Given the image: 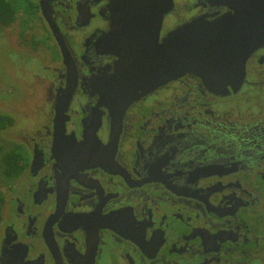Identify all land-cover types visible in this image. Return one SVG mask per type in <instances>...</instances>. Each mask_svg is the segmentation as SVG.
I'll list each match as a JSON object with an SVG mask.
<instances>
[{
  "label": "flooded vegetation",
  "instance_id": "flooded-vegetation-1",
  "mask_svg": "<svg viewBox=\"0 0 264 264\" xmlns=\"http://www.w3.org/2000/svg\"><path fill=\"white\" fill-rule=\"evenodd\" d=\"M30 1L45 120L4 190L0 264H264V45L236 91L185 73L113 104L102 88L119 57L104 35L128 0ZM169 3L159 40L232 12Z\"/></svg>",
  "mask_w": 264,
  "mask_h": 264
},
{
  "label": "water",
  "instance_id": "water-1",
  "mask_svg": "<svg viewBox=\"0 0 264 264\" xmlns=\"http://www.w3.org/2000/svg\"><path fill=\"white\" fill-rule=\"evenodd\" d=\"M169 1L128 0L123 17L104 35L105 52L119 57L111 83L102 88L113 104L132 101L185 73L199 76L214 93L236 91L245 80L247 58L264 45V0H223L232 12L187 23L159 40L163 4Z\"/></svg>",
  "mask_w": 264,
  "mask_h": 264
},
{
  "label": "rangeland",
  "instance_id": "rangeland-1",
  "mask_svg": "<svg viewBox=\"0 0 264 264\" xmlns=\"http://www.w3.org/2000/svg\"><path fill=\"white\" fill-rule=\"evenodd\" d=\"M19 19L20 16L7 28L0 27V110L14 118L11 127L0 131L3 139L0 143L24 144L31 133L30 128L45 120L38 113H44L43 97L46 94L41 81L45 74L46 55L37 52L31 44L34 36L39 37L38 34L31 39L35 32L33 24L26 23L22 27ZM3 184L0 181V188L4 191Z\"/></svg>",
  "mask_w": 264,
  "mask_h": 264
},
{
  "label": "trees",
  "instance_id": "trees-1",
  "mask_svg": "<svg viewBox=\"0 0 264 264\" xmlns=\"http://www.w3.org/2000/svg\"><path fill=\"white\" fill-rule=\"evenodd\" d=\"M36 11V6L30 0H0V27L4 29L11 26L18 16L23 27L31 22ZM13 124L12 114L0 110V131L8 129ZM28 160L29 153L22 143L11 141L0 143V181L4 183L3 187L26 169ZM4 199V191L0 188V208Z\"/></svg>",
  "mask_w": 264,
  "mask_h": 264
},
{
  "label": "bare ground",
  "instance_id": "bare-ground-1",
  "mask_svg": "<svg viewBox=\"0 0 264 264\" xmlns=\"http://www.w3.org/2000/svg\"><path fill=\"white\" fill-rule=\"evenodd\" d=\"M119 19V18H118Z\"/></svg>",
  "mask_w": 264,
  "mask_h": 264
}]
</instances>
